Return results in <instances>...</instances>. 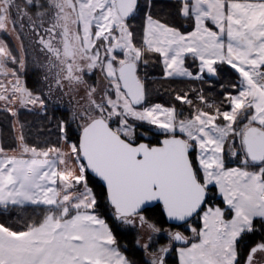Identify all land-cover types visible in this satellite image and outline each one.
<instances>
[{"label":"snow or ice","instance_id":"obj_1","mask_svg":"<svg viewBox=\"0 0 264 264\" xmlns=\"http://www.w3.org/2000/svg\"><path fill=\"white\" fill-rule=\"evenodd\" d=\"M173 6L191 30L153 0H0V264H140L109 216L137 230L143 264H264V0ZM150 64L165 81L224 65L237 80L219 101L189 88L152 103ZM56 93L75 102L70 119L55 143H29L21 112L46 114Z\"/></svg>","mask_w":264,"mask_h":264},{"label":"trees","instance_id":"obj_2","mask_svg":"<svg viewBox=\"0 0 264 264\" xmlns=\"http://www.w3.org/2000/svg\"><path fill=\"white\" fill-rule=\"evenodd\" d=\"M142 3H146L147 0H141ZM174 0H153V7L151 12L155 17H158L165 22L180 28L181 30H191L187 21L176 16L174 8ZM143 17L140 16L135 21L137 27L142 25ZM11 40L10 38H8ZM191 66V60L188 61ZM193 70L195 68L193 67ZM144 71L147 72L148 80L147 86L150 92L149 101L152 103L170 104L172 103V96L169 94L172 90L180 91L187 90L189 88L203 89L205 96L209 100L219 101L222 98L223 91H232L230 85L235 83L237 75L233 70L229 69L227 65L221 66L219 75L216 77H206L204 82L201 81H180L171 80L165 81L160 79L161 68L160 66L149 65L147 69H142V75ZM28 86L34 90H39L35 85V75L33 71L29 72ZM223 86V88L221 87ZM70 113L67 109L60 106L49 107L46 114L41 113H28L21 112L20 120L26 125V132L28 134L29 143H41L45 141L55 143L59 136V130L57 124L60 120H69ZM0 135L5 140H8L11 136L10 118L6 114L0 113ZM219 200V197H215L213 203ZM161 209L152 206L147 208L145 215L150 219L158 221L163 227L170 226L167 223L165 217L161 215ZM0 216V219H3ZM109 223L113 227L116 237L123 249L127 248V254L131 259H134L140 264H143L144 256L142 251L138 250L135 246V234L132 230L122 229L111 220L109 216ZM199 226V223L197 224ZM164 241V240H163ZM169 264H174V258L169 257Z\"/></svg>","mask_w":264,"mask_h":264},{"label":"rangeland","instance_id":"obj_3","mask_svg":"<svg viewBox=\"0 0 264 264\" xmlns=\"http://www.w3.org/2000/svg\"><path fill=\"white\" fill-rule=\"evenodd\" d=\"M29 51V60L31 62V59L33 56L35 57H38L41 61H43V56L39 53V51H33V49L31 47H29L28 49ZM155 66H158V65H155ZM30 67H31V63H30ZM190 67H194V66H190ZM34 72V75H35V85L36 87L40 90V89H43V90H47V86L41 81V78H40V73L39 72H36V71H33ZM96 76H93L90 78V83H95L96 82ZM82 94V93H81ZM75 102L73 100H71V97L70 96H63L62 94L60 93H56L54 94L51 99L48 100V108L49 107H53V106H60L64 109H67L70 113V116H71V111H72V108H73V104ZM148 137H152V136H148ZM230 166H234V165H230ZM199 223L198 220H195L194 222V226H197V224ZM122 229H127V230H132L135 234V237L137 236V230L136 229H133L131 227H122L120 226ZM169 226H166L164 228H168ZM183 230V229H181ZM187 235H191L190 231H187L186 232ZM157 240H158V244H162V243H167V237L165 234H161L159 237H157ZM164 240V241H163ZM158 246V245H157ZM171 257V256H170Z\"/></svg>","mask_w":264,"mask_h":264},{"label":"flooded vegetation","instance_id":"obj_4","mask_svg":"<svg viewBox=\"0 0 264 264\" xmlns=\"http://www.w3.org/2000/svg\"><path fill=\"white\" fill-rule=\"evenodd\" d=\"M157 139L159 138H153V137H145L144 140L145 141H151L152 143H156L157 142Z\"/></svg>","mask_w":264,"mask_h":264},{"label":"water","instance_id":"obj_5","mask_svg":"<svg viewBox=\"0 0 264 264\" xmlns=\"http://www.w3.org/2000/svg\"><path fill=\"white\" fill-rule=\"evenodd\" d=\"M145 142H147V141H145ZM150 207H152V206H149L148 208H150ZM165 219H166V221H167V218L165 217ZM167 223H169L170 224V222H167Z\"/></svg>","mask_w":264,"mask_h":264},{"label":"crops","instance_id":"obj_6","mask_svg":"<svg viewBox=\"0 0 264 264\" xmlns=\"http://www.w3.org/2000/svg\"><path fill=\"white\" fill-rule=\"evenodd\" d=\"M11 39V38H10Z\"/></svg>","mask_w":264,"mask_h":264}]
</instances>
